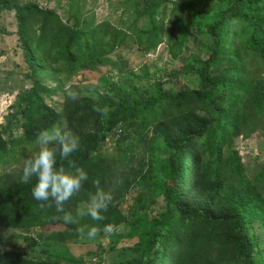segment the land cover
<instances>
[{"label":"trees","instance_id":"16d2710c","mask_svg":"<svg viewBox=\"0 0 264 264\" xmlns=\"http://www.w3.org/2000/svg\"><path fill=\"white\" fill-rule=\"evenodd\" d=\"M86 2L72 0L63 17L36 0H0V9L14 12L30 82L18 93L7 127L0 123V166L18 153L38 152V133L63 126L79 140L70 170L89 176L64 203L75 219L70 224L54 202L32 198L35 180L22 183L23 169L1 171L0 264H48L4 248L5 229L39 227L52 252L69 241L101 239L105 225L117 237L112 249L134 240L118 264H264L255 231L257 223L264 228V166L249 176L236 146L237 138L264 130V0H208L203 8L194 0H133L126 27L82 18ZM164 42L182 62L167 80L182 77L189 88L172 91L157 80L154 90L140 94L116 84L97 97L82 92V74L104 72L119 49L134 44L148 53ZM142 72L130 74L151 77L146 65ZM48 74L65 90L61 111L47 101L58 90L44 83ZM111 138L117 155L103 149ZM49 147L58 154L59 145ZM58 166L69 167L59 157ZM98 188L112 195L105 219L76 215ZM122 225L128 232L114 233ZM85 226H96L97 236L80 239L76 229ZM68 264L92 262L80 255Z\"/></svg>","mask_w":264,"mask_h":264},{"label":"rangeland","instance_id":"374dc122","mask_svg":"<svg viewBox=\"0 0 264 264\" xmlns=\"http://www.w3.org/2000/svg\"><path fill=\"white\" fill-rule=\"evenodd\" d=\"M28 2L30 0H20ZM43 6L56 7L59 9L63 17H66L70 9L72 0H36ZM174 1V0H173ZM199 8L207 5L208 0H194ZM169 4V3H168ZM133 0H87L85 8H82V18L89 17L93 21H101L104 19L111 20L115 25L127 26L133 18ZM194 47V43H190ZM120 55V56H118ZM111 61L105 63L104 72H84L83 80L80 88L85 94L97 97L102 92L110 89L111 85L116 84L122 86L126 91L133 87L139 92H149L154 90V83L162 80L164 87L172 91L189 88L190 81L184 78H178L173 81L167 80V72L178 69L182 62L174 60L168 51L167 44L161 43L156 49L148 53L141 51L136 45L132 44L119 49L112 54ZM146 65L149 68L151 77L141 80L131 75H141L142 67ZM106 69V70H105ZM26 73V64L23 60L22 51L19 46L17 35V23L14 12L0 9V123L6 127L9 124V117L14 111L13 104L16 101L18 93L30 86L29 80L24 76ZM43 81L48 87L58 89L55 94L47 98V101L54 105L59 111L62 110L65 98L64 89L49 78V74L43 77ZM189 81V82H188ZM68 87V86H67ZM264 125V123H261ZM14 134L19 135L21 128H13ZM236 146L239 148L246 165L249 176H254L262 166H264V130L258 126L247 138L241 136L236 140ZM103 149L107 153L117 155L116 141L109 139ZM37 152V151H36ZM29 151L21 156L19 153L14 160L7 164L4 169L8 172L20 171L24 168L28 159L36 154ZM0 166V172L4 170ZM136 191L132 192L127 201L124 203V209L133 203V197ZM161 197L159 204H163ZM84 205L80 206V211ZM129 230L128 225L119 226L115 229L116 234H125ZM256 235L259 246L264 248V228L259 223L255 226ZM42 231L39 227L32 229L17 228L5 229L2 232V246L4 248H18L24 250L28 255L35 258L43 259L48 264H68V258L71 256H85L94 260V264H118L127 258L130 245L134 240L123 239L114 249L111 248L112 243L117 242V237H112V230L105 231L101 239H97L91 243H80L69 241L60 246L58 249L48 251V247L44 244V239L40 236ZM58 253V254H57ZM57 254V255H55Z\"/></svg>","mask_w":264,"mask_h":264},{"label":"clouds","instance_id":"9594fccd","mask_svg":"<svg viewBox=\"0 0 264 264\" xmlns=\"http://www.w3.org/2000/svg\"><path fill=\"white\" fill-rule=\"evenodd\" d=\"M70 98L76 99L74 93ZM36 144L39 151L30 159L23 168L20 177L22 183L28 184L33 178L35 182L31 187L32 198L36 201L54 202L56 211L63 213L62 219L65 223L73 224L75 219L72 213L64 211V203L74 193L78 192L88 181V173L81 169L70 170L72 167L71 155L78 150L79 140L63 126H53L44 129L36 136ZM59 145V150L49 147ZM60 160H67L68 168L58 166ZM99 184V181H96ZM112 200L111 193L97 189V192L90 196L89 203L85 210L77 211L78 216H89L93 221H103L109 204ZM80 239H93L97 236L99 229L96 226L78 227L76 229ZM104 231H110V226L105 225ZM94 264V258H92Z\"/></svg>","mask_w":264,"mask_h":264},{"label":"built area","instance_id":"2783aa9c","mask_svg":"<svg viewBox=\"0 0 264 264\" xmlns=\"http://www.w3.org/2000/svg\"><path fill=\"white\" fill-rule=\"evenodd\" d=\"M94 260L96 261V260H97V258L95 257V258H94Z\"/></svg>","mask_w":264,"mask_h":264}]
</instances>
